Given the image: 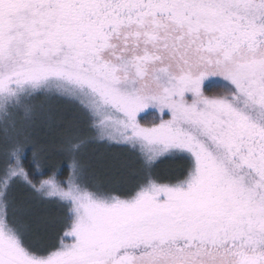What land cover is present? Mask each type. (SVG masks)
Wrapping results in <instances>:
<instances>
[{
    "label": "snow or ice",
    "instance_id": "1",
    "mask_svg": "<svg viewBox=\"0 0 264 264\" xmlns=\"http://www.w3.org/2000/svg\"><path fill=\"white\" fill-rule=\"evenodd\" d=\"M0 264H264V0H0Z\"/></svg>",
    "mask_w": 264,
    "mask_h": 264
},
{
    "label": "trees",
    "instance_id": "2",
    "mask_svg": "<svg viewBox=\"0 0 264 264\" xmlns=\"http://www.w3.org/2000/svg\"><path fill=\"white\" fill-rule=\"evenodd\" d=\"M215 89L208 91V93H212ZM150 118L149 120H151ZM113 151H117L116 148ZM30 155V154H29ZM183 165V161L179 159H170V158H161L157 164L156 171L160 176H171L178 172L179 168ZM64 175H67V171H65Z\"/></svg>",
    "mask_w": 264,
    "mask_h": 264
},
{
    "label": "rangeland",
    "instance_id": "3",
    "mask_svg": "<svg viewBox=\"0 0 264 264\" xmlns=\"http://www.w3.org/2000/svg\"><path fill=\"white\" fill-rule=\"evenodd\" d=\"M207 94H212V93H208V92H207ZM150 118H152V117H149V119H150ZM146 122H147V121H142V123H146Z\"/></svg>",
    "mask_w": 264,
    "mask_h": 264
}]
</instances>
